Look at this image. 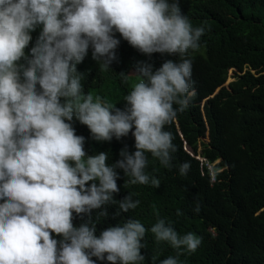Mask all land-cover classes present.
<instances>
[{
	"label": "clouds",
	"instance_id": "obj_1",
	"mask_svg": "<svg viewBox=\"0 0 264 264\" xmlns=\"http://www.w3.org/2000/svg\"><path fill=\"white\" fill-rule=\"evenodd\" d=\"M189 17L181 0H0V264H143L146 231L175 250L159 264H183L182 255L196 252L202 238L180 234L158 212L150 229L128 218L99 234L91 216L100 210L97 215L107 218L112 204L117 216L140 204L132 193L115 199L117 169L128 183L159 188L160 180L146 172V153L165 168L174 166L177 146L167 130L174 122L181 135L178 113L200 96L193 61L206 54L200 43L206 27H194ZM121 39L149 58L132 65L136 80L123 108L85 93L77 67L90 49L102 68L119 63ZM154 53L163 59L149 62ZM119 75L127 83L131 73ZM205 101L198 103L206 121ZM74 121L97 142L130 133L135 150L125 144L111 164L106 152L89 155ZM199 147L193 152L183 145L207 163ZM190 167L179 164V174ZM193 211L199 213L198 201ZM74 214L89 220L75 226Z\"/></svg>",
	"mask_w": 264,
	"mask_h": 264
},
{
	"label": "trees",
	"instance_id": "obj_2",
	"mask_svg": "<svg viewBox=\"0 0 264 264\" xmlns=\"http://www.w3.org/2000/svg\"><path fill=\"white\" fill-rule=\"evenodd\" d=\"M181 3L194 27H206L200 41L206 44V54L196 63L193 61L192 81L197 78L200 96L196 94L189 108L178 113L181 135L174 122L167 130L177 146L174 166L165 168L151 153H146V172L160 180L159 188L128 183L129 177L117 169L120 192L115 199L132 193L140 204L119 216L115 215L118 204H112L114 210L107 218L97 215L100 210H93L91 216L98 222L99 234L128 218L138 219L150 229L158 219V212L159 218L172 223L180 234L193 232L202 238L195 253L180 257L183 264H264V0H181ZM38 35L39 29L32 33L33 43ZM117 52L119 63L102 68L91 58L90 49L77 67L82 73L85 93L90 92L94 98L99 95L109 104L123 108L124 96L136 80L132 65L149 58L123 39ZM161 56L154 53L149 62L160 61ZM121 71L131 73L127 83H122ZM230 71L232 80L227 83ZM203 97L206 121L198 103ZM73 126L77 135L86 138V152L89 155L106 152L108 164L120 158L119 151L125 144L135 150L130 133L121 140L97 142L91 139L86 125L74 121ZM207 131L209 140H200ZM184 142L193 152L201 146L208 164L186 153ZM185 161L191 167L187 175L181 176L178 165ZM197 201L199 213L193 211ZM177 209L183 212L182 216L176 215ZM88 220V215L81 218L74 214L73 223L79 226ZM143 242L145 247L141 251L146 257L143 264H153V257L155 264H159L176 254L166 242H157L150 231H146Z\"/></svg>",
	"mask_w": 264,
	"mask_h": 264
},
{
	"label": "rangeland",
	"instance_id": "obj_3",
	"mask_svg": "<svg viewBox=\"0 0 264 264\" xmlns=\"http://www.w3.org/2000/svg\"><path fill=\"white\" fill-rule=\"evenodd\" d=\"M231 80H232V71L229 72V78H228L227 83H228L229 81H231ZM198 149H200V147H199Z\"/></svg>",
	"mask_w": 264,
	"mask_h": 264
}]
</instances>
